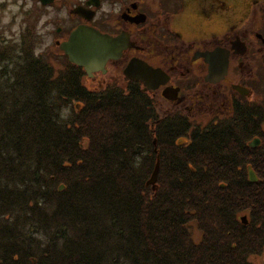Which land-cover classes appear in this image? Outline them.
Returning a JSON list of instances; mask_svg holds the SVG:
<instances>
[{
  "label": "trees",
  "instance_id": "trees-1",
  "mask_svg": "<svg viewBox=\"0 0 264 264\" xmlns=\"http://www.w3.org/2000/svg\"><path fill=\"white\" fill-rule=\"evenodd\" d=\"M31 43L0 42V264H251L264 105L205 126L160 116L138 82L90 89L81 67L55 68Z\"/></svg>",
  "mask_w": 264,
  "mask_h": 264
},
{
  "label": "flooded vegetation",
  "instance_id": "flooded-vegetation-1",
  "mask_svg": "<svg viewBox=\"0 0 264 264\" xmlns=\"http://www.w3.org/2000/svg\"><path fill=\"white\" fill-rule=\"evenodd\" d=\"M36 2L42 8L54 9L45 18L44 27L48 22L49 45L63 55L59 45L78 26L92 27L120 41L119 55L107 59L103 69L93 71L91 76L75 64L85 73L83 78L97 88L119 75L124 77L125 86L134 81L145 88L143 81L124 75L133 60L161 72L164 83L146 90L159 93L173 106L171 111L182 113L195 124L205 126L214 119L231 118L236 109L244 115L246 104L264 105V0ZM216 50L222 61L226 59V70L220 79L209 81L208 55L210 59V53ZM258 55L261 62L252 61ZM176 91L174 99L163 95Z\"/></svg>",
  "mask_w": 264,
  "mask_h": 264
},
{
  "label": "water",
  "instance_id": "water-1",
  "mask_svg": "<svg viewBox=\"0 0 264 264\" xmlns=\"http://www.w3.org/2000/svg\"><path fill=\"white\" fill-rule=\"evenodd\" d=\"M41 3L46 4L52 0H39ZM121 43L117 38L100 33L89 26H78L71 31L67 40L59 45L64 53L67 55L68 60L82 66L87 75L91 76L95 70L103 69L107 59L117 57L121 50ZM204 56L207 57L205 54ZM224 58V57H223ZM226 58V57H225ZM209 71L206 79L209 81H216L223 77L226 70V59L222 61V55L219 51L210 53ZM124 75L131 80H141L146 89H155L161 83H164L163 76L160 71L150 67L142 62H135L131 60L124 69ZM176 92H171L163 95L168 99H174ZM259 143L258 138H254L249 142V146L255 147ZM158 172V163L152 172L149 183L153 184L156 181ZM248 178L250 181H257V177L253 170L248 167ZM154 187V184H153ZM243 223H246V216H241Z\"/></svg>",
  "mask_w": 264,
  "mask_h": 264
},
{
  "label": "rangeland",
  "instance_id": "rangeland-1",
  "mask_svg": "<svg viewBox=\"0 0 264 264\" xmlns=\"http://www.w3.org/2000/svg\"><path fill=\"white\" fill-rule=\"evenodd\" d=\"M244 1L246 2V0ZM54 12V9L50 6L42 8L36 0H0V42L2 44H7L8 42L17 44L20 39L28 38L32 41L31 45L37 53H41L46 57L55 68L60 67L61 62L65 61L66 56L56 47L49 45L51 37L47 35V29L50 31L48 22L44 27L45 18H48ZM4 40L7 41L3 42ZM252 61L259 63L261 59L258 55ZM261 66L263 68L262 64ZM123 78L122 75H119L115 80L124 85ZM83 83L90 89H95L98 86L91 84L88 78L85 77L83 78ZM261 91L264 92V84ZM154 98L155 106L160 116L164 113L172 112L170 109L173 106L169 102H166L159 93H155ZM261 102H264V99ZM71 113L70 106L65 107L62 110V118L69 119ZM204 117L207 118V116ZM204 121L206 120H202V122ZM262 127H264V123ZM247 167H250V165H247ZM188 223L193 240L199 241L201 233L195 222L191 220ZM248 260L251 264H264V247L259 254L249 255Z\"/></svg>",
  "mask_w": 264,
  "mask_h": 264
}]
</instances>
